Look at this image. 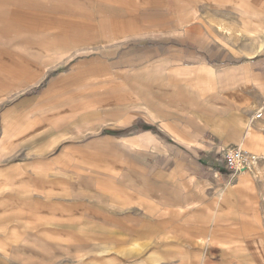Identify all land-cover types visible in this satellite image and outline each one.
<instances>
[{
  "label": "crops",
  "instance_id": "obj_1",
  "mask_svg": "<svg viewBox=\"0 0 264 264\" xmlns=\"http://www.w3.org/2000/svg\"><path fill=\"white\" fill-rule=\"evenodd\" d=\"M49 23L83 52L0 109V264H264V0H0Z\"/></svg>",
  "mask_w": 264,
  "mask_h": 264
},
{
  "label": "rangeland",
  "instance_id": "obj_2",
  "mask_svg": "<svg viewBox=\"0 0 264 264\" xmlns=\"http://www.w3.org/2000/svg\"><path fill=\"white\" fill-rule=\"evenodd\" d=\"M54 29L55 27L50 23L45 27L21 26L17 24L13 25L7 32L1 33L0 96L2 98L0 109H4L6 104L14 102L21 96L23 92L21 91V85L26 82V79L34 75V72L31 69L29 70L30 67L33 68L40 62L47 63L51 57L52 59L56 57L58 60L62 58L63 54L68 57L70 52H83V50L78 48L82 44H76L77 39H83L79 38V34L69 31L59 32ZM56 29L59 28L56 27ZM240 29L242 31L235 35L240 38L251 36L246 28L241 27ZM76 35L78 36L77 39ZM256 35L262 36V34ZM3 40L6 41L4 42ZM242 40L239 39L237 41L241 43ZM38 57H43L44 59L39 60ZM32 82H27L25 85ZM251 162L252 159H250L246 170L249 169ZM257 183L263 184V181L259 179ZM261 200L264 201V193L261 194Z\"/></svg>",
  "mask_w": 264,
  "mask_h": 264
},
{
  "label": "built area",
  "instance_id": "obj_3",
  "mask_svg": "<svg viewBox=\"0 0 264 264\" xmlns=\"http://www.w3.org/2000/svg\"><path fill=\"white\" fill-rule=\"evenodd\" d=\"M219 158L225 168L236 174L246 170L251 156L248 151L239 146H229L221 150Z\"/></svg>",
  "mask_w": 264,
  "mask_h": 264
},
{
  "label": "bare ground",
  "instance_id": "obj_4",
  "mask_svg": "<svg viewBox=\"0 0 264 264\" xmlns=\"http://www.w3.org/2000/svg\"><path fill=\"white\" fill-rule=\"evenodd\" d=\"M251 159H253V158L251 157ZM244 171H245V170H244ZM244 171H243V172H244Z\"/></svg>",
  "mask_w": 264,
  "mask_h": 264
}]
</instances>
